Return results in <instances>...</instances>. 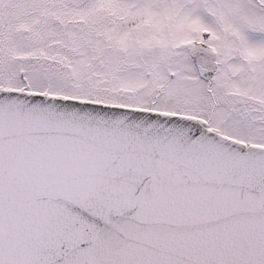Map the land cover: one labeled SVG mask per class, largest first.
<instances>
[{
  "label": "snow or ice",
  "instance_id": "6c2138e0",
  "mask_svg": "<svg viewBox=\"0 0 264 264\" xmlns=\"http://www.w3.org/2000/svg\"><path fill=\"white\" fill-rule=\"evenodd\" d=\"M0 264H264V0H0Z\"/></svg>",
  "mask_w": 264,
  "mask_h": 264
}]
</instances>
